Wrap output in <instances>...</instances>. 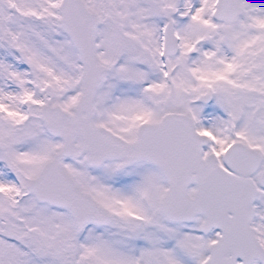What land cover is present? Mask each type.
I'll return each instance as SVG.
<instances>
[{"label": "rangeland", "instance_id": "rangeland-1", "mask_svg": "<svg viewBox=\"0 0 264 264\" xmlns=\"http://www.w3.org/2000/svg\"><path fill=\"white\" fill-rule=\"evenodd\" d=\"M16 1L18 3L15 7V5H13L14 0H0V2H2L0 4V17L4 21H2L4 24L3 34L13 39H16L17 34L19 35L16 40L9 37L11 39H9L10 42L5 39L0 41L3 47V58H0V78H2L4 85H6V80H9V78L14 79L18 72L16 68L19 67L17 65L19 64L18 59L20 58L18 55L19 52H22V60L24 62L31 61L35 63L36 59L34 55L36 53L42 54V50H44L47 64L51 67V70H54L57 75L65 77L70 76V67L68 66L66 58L69 53L66 52L65 44H63V35H58L60 30L58 21L59 0ZM98 1L99 2H97V0H90V6L95 7L96 4L100 6L101 13H103L104 19H106V23L102 27L99 36L102 62L106 65H111L109 60L105 58V55H110L111 51L114 54V58L117 60L111 66V75L121 78H135L138 81L143 77L146 81H153V78L162 74L161 67L163 68V63L160 58V33L165 23L164 13L169 7L181 3L183 0ZM163 1L165 2L163 3ZM171 2L176 3L172 4ZM243 3L249 7V14L247 18L242 21V24L233 28L224 29L221 26L208 23V16H203L202 12L199 13L201 15L200 19L189 21V23L183 21L184 27L181 37L183 39V54L170 64L168 63L171 69L175 68L172 71V76L176 81H179L182 75L192 71L190 65L192 62L190 63L188 61L187 50L192 46L197 49L194 53L193 65L199 69L195 74L192 72L195 83L198 85L195 95L199 92V82H203L204 77L201 70L204 69L205 72H210L212 78L211 87H213L214 90L212 94L215 93L217 100L214 109L221 108L220 115L216 117L218 120L216 124L218 145L221 151L231 142L235 141L236 136H234V131L232 132V127L234 126L236 128L235 133L238 135L239 140L244 141L250 146H252L254 141L264 144V134L261 133L257 136L259 128L253 122V113L251 111H249L247 115L235 117L234 119L237 118L238 120L235 124L230 121L228 111H225L228 100L235 105L233 101L236 95L234 88L237 87L236 83L232 81V77H230L235 68L234 62L237 58L235 53L227 52L231 50L235 51L236 49H234V47L237 45L249 44L252 37L250 26L254 25V27L261 29L263 27L260 26L264 24V14H262L263 9L261 8V4H264V1L243 0ZM13 7L19 8L20 13L18 12V15L16 12H12ZM256 8L258 9L255 10ZM44 10L47 11V14H44ZM31 13H34L35 19L32 18ZM12 17L16 19L10 20ZM108 17H111V19H108ZM195 34L197 36H193ZM207 39L209 43H204L205 47H197L200 43L197 42L198 40L205 41ZM11 45L19 47V51ZM205 49L206 51H204ZM115 59H113V61ZM44 62H39V68L43 66ZM142 65L146 67L144 68ZM220 75H222L223 78L218 77ZM53 77H55V75ZM71 77H74V73ZM136 80L134 82H138ZM124 87L123 85L120 92H122V89H125ZM2 97L5 98V100L3 101L1 98V103L5 104L7 102L9 105V99H6L7 96L2 93ZM115 112L120 114L119 117L126 113L121 112L119 109H116ZM2 115H0V125H2ZM198 115L202 116L201 114ZM102 119L106 121L104 115H102ZM258 119V121L261 122L260 119H262V117L260 116ZM9 127L11 126L5 128L3 125V128L0 129V135L4 141L12 139V131L9 130ZM226 130L228 133L224 134ZM4 184L5 181L3 178H0V187H4ZM0 208H2L1 204ZM258 208H264V198L260 202ZM38 214L42 215V213L39 212ZM35 216L36 213L30 214L26 211L17 210L10 213L8 216H4L2 221L0 219V230L5 233H13L15 228H23L21 220H24L30 228L34 226L37 228L36 231L39 232L38 224L32 225ZM1 217L3 216L1 215ZM7 221L12 224L9 229L7 228ZM57 228L53 229V232L61 230L60 226ZM1 236L2 235H0V264H26V262L27 264H47L46 262L38 261L20 262L18 254L15 253L13 249L9 248L8 245H4L5 240L2 239L3 236ZM60 263L61 261L58 260L51 264Z\"/></svg>", "mask_w": 264, "mask_h": 264}, {"label": "flooded vegetation", "instance_id": "flooded-vegetation-1", "mask_svg": "<svg viewBox=\"0 0 264 264\" xmlns=\"http://www.w3.org/2000/svg\"><path fill=\"white\" fill-rule=\"evenodd\" d=\"M138 84V93L122 94L114 88L112 92L109 91L99 99L97 111L98 114L101 113L106 117V127L113 130L122 123L121 118L109 121V117L112 118L116 106L124 103H126V107H135L137 112L147 111V104H149V110L154 107L155 112L159 115L174 111L188 112V97L184 98L186 95L184 89L182 99L170 92L165 96V90L162 88L160 92L154 94V98L147 99L148 94L144 92L146 85L143 82ZM36 87L37 91L42 92V98L50 99L49 78H42L36 83ZM82 91L80 77L74 88V98L78 96L77 100H79ZM70 98L72 100L73 97ZM76 101L66 108L72 110ZM164 102L166 103L165 108ZM42 104L44 103L42 102L41 106ZM177 107L179 109H176ZM134 109H130V111H134ZM136 126L137 122L134 121L133 125L128 127L135 128ZM60 145V141H51L48 143V149H58ZM64 165L74 175L82 190L101 199L105 208L113 214L114 221L108 227L88 225L82 232H79L75 227L74 232L62 235L65 242L63 248L68 244H74L76 254L92 260L95 264H100L97 263L100 261H105L106 264H204L209 258L211 241L208 237H198L196 240L188 225L164 227L159 204L142 205L137 203L136 196L140 188L147 184L145 169L149 170L152 175L159 176L160 182L158 183L156 179L150 188L151 192L158 191L160 198L161 174L156 169L146 164H139L122 170L120 163L115 162L108 163L96 170L89 168L84 159L76 164L68 161ZM131 196H134L132 203H124L126 197L131 199ZM18 208L50 209L45 205H23ZM45 244L43 243V245ZM47 254L50 256V250ZM232 257L233 255L228 256L229 259ZM260 257L262 255L258 254L257 258ZM236 264H242V261H236ZM250 264H264V262L256 259Z\"/></svg>", "mask_w": 264, "mask_h": 264}, {"label": "water", "instance_id": "water-1", "mask_svg": "<svg viewBox=\"0 0 264 264\" xmlns=\"http://www.w3.org/2000/svg\"><path fill=\"white\" fill-rule=\"evenodd\" d=\"M63 12H64V19L62 21L63 25L65 26L68 35L70 36L71 40L75 44L76 48L81 52L84 61V68H85V77L87 78L86 86L88 87V94H90V98H93L94 93L96 92L99 85L102 83L101 79L104 77L105 70L102 66L99 65L96 55H95V34L97 28L99 26V22L97 19L88 13V11L84 8L83 4L80 0H65L63 3ZM239 16V11L235 7L234 0H221L220 2V10L217 13V19L225 21L226 23H234L236 22V18ZM82 124L86 128L83 131V134L88 133V140L90 143L87 144V148L89 150L95 149L98 151V155L101 157H108L112 158L115 156H120L119 150H122L124 145L123 143L119 142L120 140L113 135H110V140L114 142L111 144L108 140H102L101 135L96 130H92L91 121L92 115H88V120H85L84 116H82ZM182 119L179 117H168L166 118L163 123L161 124L164 126H170V128H174V126L182 125ZM51 129V124H48ZM90 128V129H89ZM155 131V130H154ZM99 134L97 137H95ZM175 141H170L168 139L165 140L163 143V154L171 152L176 146L177 142L180 144V141L173 135L172 136ZM98 140L100 143L98 146H94L92 141L97 144L95 140ZM114 140V141H113ZM156 139L152 141L155 142ZM118 141V142H116ZM95 147V148H94ZM152 150H155V144L151 145ZM136 148H139V145H136ZM139 157V156H137ZM152 162H156V156L152 154ZM58 187H61L57 182L54 184H50V189H47V192H50L52 195ZM176 195L174 189L172 193L169 195L170 199H174L173 197ZM206 198L208 196H205ZM205 197L199 198L196 201H191L188 203L193 204L196 208L202 206H207ZM183 204H186L187 201H181ZM248 205V204H247ZM246 205V208H247ZM213 206H217L213 203Z\"/></svg>", "mask_w": 264, "mask_h": 264}]
</instances>
